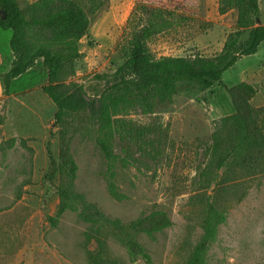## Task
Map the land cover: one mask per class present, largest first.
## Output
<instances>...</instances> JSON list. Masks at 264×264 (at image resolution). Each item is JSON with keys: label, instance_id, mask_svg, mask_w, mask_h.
<instances>
[{"label": "rangeland", "instance_id": "obj_1", "mask_svg": "<svg viewBox=\"0 0 264 264\" xmlns=\"http://www.w3.org/2000/svg\"><path fill=\"white\" fill-rule=\"evenodd\" d=\"M141 3L175 9L184 17L177 29L148 42L156 58L214 57L235 30L236 12L218 19L214 0H110L81 40L82 58L67 83L81 85L88 96L103 89L97 77L112 75L129 56L128 33L134 25L127 21ZM260 9L264 25V0ZM8 36L0 30V264H94L99 250L107 264H186L204 235L210 204L225 222L205 264H264V154L252 148L233 157L239 135L222 86L243 81L242 71L254 58L241 59L221 85L203 91L181 84L154 113L120 116L126 129L112 142L118 159L109 164L85 118L60 135L54 125L57 109L42 91L47 83L42 60L8 88L4 85L2 76L13 60ZM66 156L77 170L63 198L59 187L71 179L59 170ZM92 206L111 224L82 219ZM156 212L168 216V228L147 235L128 227Z\"/></svg>", "mask_w": 264, "mask_h": 264}, {"label": "trees", "instance_id": "obj_2", "mask_svg": "<svg viewBox=\"0 0 264 264\" xmlns=\"http://www.w3.org/2000/svg\"><path fill=\"white\" fill-rule=\"evenodd\" d=\"M259 2L218 0L220 15L231 11L237 14L235 30L226 37L218 55L160 58L151 54L148 42L177 29L184 17L175 9L141 3L127 21V25H134L128 33V58L112 75L98 76L104 87L98 94L88 96L81 85L66 81L75 75L76 63L82 58L79 51L81 40L88 34L93 21L108 9L110 0H38L30 4L21 0H0V11L5 13L4 19L0 13V30L10 32L9 48L13 56L2 80L8 88L42 60L47 71V83L42 91L57 109L54 125L60 129V135L67 134L79 117L85 118L98 149L112 164L118 159L112 142L120 131L126 129L120 116L136 110L154 113L160 104L172 100L181 84L193 83L203 91L221 85L227 71L244 57L257 53L264 42ZM245 33L248 35L243 40ZM41 41L43 43L38 45ZM222 86L233 104L235 114L231 120L239 135L232 149L233 157L241 158L245 150L252 148H260L264 154V107L255 109L251 104L257 90L245 82L233 87ZM50 160L51 168L55 169V159L50 156ZM59 170L71 176L65 187H59L60 195L65 198L77 166L70 156H66L59 163ZM112 193L118 197L113 186ZM74 196L85 205L82 196ZM88 211L81 214L86 222L111 224L96 206ZM224 222L225 217L210 204L202 223L204 235L186 264H205L209 245ZM112 223L125 231L121 222ZM170 225L171 220L164 212H156L130 223L128 227L153 235ZM129 244L137 248L134 240L129 239ZM93 262L107 264L100 250Z\"/></svg>", "mask_w": 264, "mask_h": 264}, {"label": "crops", "instance_id": "obj_3", "mask_svg": "<svg viewBox=\"0 0 264 264\" xmlns=\"http://www.w3.org/2000/svg\"><path fill=\"white\" fill-rule=\"evenodd\" d=\"M260 3H261V0H260L259 4ZM213 4H215L214 5L215 11H216L217 15L219 16L218 19L222 20V18H225V16L227 14L220 15L218 12V0H214ZM260 12H261V9H260ZM226 37H225V40H226ZM8 39H9V36H8ZM223 46H224V44H223ZM244 58H248V59H246L247 61L252 60L254 58L255 63H252L249 66H246L244 68V70L242 71L243 81H241L240 83L245 82V83H248V84L255 87V89L257 90V94L253 98L252 103L253 104L255 103V107H257V108L263 107L264 106V42L259 46L256 54H254L252 56H247ZM224 80H225V78L223 75V81ZM240 83H238V84H240ZM235 85H237V84H235ZM235 85H232L230 87H233Z\"/></svg>", "mask_w": 264, "mask_h": 264}, {"label": "water", "instance_id": "obj_4", "mask_svg": "<svg viewBox=\"0 0 264 264\" xmlns=\"http://www.w3.org/2000/svg\"><path fill=\"white\" fill-rule=\"evenodd\" d=\"M0 13H2L3 14V19L5 18V13H3L2 11H0Z\"/></svg>", "mask_w": 264, "mask_h": 264}]
</instances>
